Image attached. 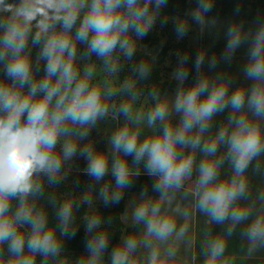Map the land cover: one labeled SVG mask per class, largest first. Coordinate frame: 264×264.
Segmentation results:
<instances>
[{"label": "clouds", "instance_id": "1", "mask_svg": "<svg viewBox=\"0 0 264 264\" xmlns=\"http://www.w3.org/2000/svg\"><path fill=\"white\" fill-rule=\"evenodd\" d=\"M0 264H264V0H0Z\"/></svg>", "mask_w": 264, "mask_h": 264}, {"label": "trees", "instance_id": "2", "mask_svg": "<svg viewBox=\"0 0 264 264\" xmlns=\"http://www.w3.org/2000/svg\"><path fill=\"white\" fill-rule=\"evenodd\" d=\"M222 7L225 11H227L230 5L225 3L222 5ZM158 39L164 40L165 44L167 45V47H165L160 54V59H159V63H158L156 74H155V83L163 85L167 83V76L165 73L168 71V64L166 63V61H170L172 59V57H170L168 53H169V49L173 47V43H172V37L170 33L169 34L162 33ZM152 42H156V41L153 40ZM118 227L123 228L124 225L118 222ZM78 244H79L78 240L73 242V246H78Z\"/></svg>", "mask_w": 264, "mask_h": 264}, {"label": "rangeland", "instance_id": "3", "mask_svg": "<svg viewBox=\"0 0 264 264\" xmlns=\"http://www.w3.org/2000/svg\"><path fill=\"white\" fill-rule=\"evenodd\" d=\"M165 74H166V76H168V71Z\"/></svg>", "mask_w": 264, "mask_h": 264}]
</instances>
